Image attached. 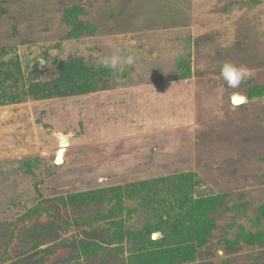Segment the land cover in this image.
Segmentation results:
<instances>
[{
    "label": "rangeland",
    "instance_id": "374dc122",
    "mask_svg": "<svg viewBox=\"0 0 264 264\" xmlns=\"http://www.w3.org/2000/svg\"><path fill=\"white\" fill-rule=\"evenodd\" d=\"M0 47V62L16 55L25 83L36 69L52 83L64 61L80 63L99 86L0 104L1 250L19 253L21 264H41V251L50 264H81L111 248L124 264H176L138 257L139 234L133 245L98 236L107 222L83 220L88 209L76 212L69 199L106 192L113 205L122 195L115 218L158 241L155 224L174 223L178 212L168 192L188 179L190 196L205 199L198 225L208 226L190 264H250L257 253L264 262V0H0ZM117 50L135 64L100 66ZM225 62L254 75L229 88ZM233 94L245 101L232 104ZM59 133L69 138L56 164ZM143 181L159 191L149 202L147 189L126 195ZM50 202L62 217L46 216Z\"/></svg>",
    "mask_w": 264,
    "mask_h": 264
},
{
    "label": "trees",
    "instance_id": "16d2710c",
    "mask_svg": "<svg viewBox=\"0 0 264 264\" xmlns=\"http://www.w3.org/2000/svg\"><path fill=\"white\" fill-rule=\"evenodd\" d=\"M81 24L83 25V23L79 22L80 26H82ZM4 51L5 49L0 47V53L3 54ZM3 65L5 67H3ZM0 66V104L19 102L23 101L28 97H31L33 99H45L55 96L80 94L88 92L90 90H95L99 87L98 80L95 77H92V75L88 77V72L85 68H82L80 63L72 64L64 61L61 62V69L59 70L60 77H58L55 81L51 80L52 83L50 84L47 82L43 83L42 81L38 80L37 77H39L41 74H43V72H45L42 69H36L29 72L31 78L29 82L25 83L23 71L19 61L16 58V55H12L6 61L0 62ZM186 178L190 179V177L187 175ZM186 182H188V179L181 180L179 184L174 185V187H172L171 190L168 192L170 209H176L178 211L176 213L177 215L175 222L172 223L171 221H167L168 219L164 221L160 220L153 227L159 229L163 234V237L158 240L159 242H162L161 249L157 251H149V248H151L149 246H153L155 243L157 244L158 241L150 239L148 235L145 236V234H148L146 229L133 230L130 225L124 226L122 219L118 220L117 218H115L117 214L120 215L125 209V207L122 205V195L116 194L117 201L113 203V205H110V203L111 200L115 199V196H111L106 192H103L105 194L102 195L98 191L87 193V195L81 194L82 197L80 198H78L77 196H73L69 200L74 206H77L76 208L79 210H83L84 208L88 209L87 214L84 215L87 217L82 218L83 220L89 219L91 221L94 219H103L107 222L105 223V226L103 228H100L98 230L95 229V231L97 232L98 236L103 234L104 237H107L108 242L112 241L114 237H116L115 239H118V237H120L119 239L121 240L123 237H126V239L129 238V240L131 241L132 234L136 233L137 236L138 234L140 235L135 241V252H137L138 257L144 258L146 256L147 258H149L150 255L151 258H153V261H159L164 259V261L167 260L168 262H174L176 264H190L191 260L188 259V255L190 253L195 252L196 246H203L206 244L205 235L208 226L201 228L199 227L198 222L196 220L198 219V213L206 207L204 201L205 199H203L202 197L198 199L193 196H190V192L188 193V186ZM150 185L153 190L149 189ZM131 186H133V188L131 189L132 193L128 192L126 195H131L132 197H135V195L138 194L139 191L147 189L149 190V192L147 194H144L143 196V200L147 202H149V195L156 196L159 192L156 190L157 187L153 183H150V181L138 182L135 184H131ZM119 190H121V188L119 187L113 189V191H115L116 193L119 192ZM50 203V209L46 212V216H48L49 218L62 217L61 214H58L63 211L59 212V207L53 204L52 202ZM76 208L73 210L76 211ZM185 208L187 209V211L184 213L183 209ZM39 210L40 209L34 210V214H36V212ZM82 210L76 212L80 213L82 212ZM42 212L43 211L40 210L37 215L39 216ZM180 215H183V217H180ZM107 224L108 226H106ZM142 231H144V239L141 236ZM54 233H56L55 230ZM84 233L85 236L86 234H88V232ZM91 234L94 235V230L91 232ZM6 242V246L12 244V242L10 241ZM80 243L83 246L89 244V242L82 240L80 241ZM111 251L116 252V249H108L105 252L104 256H82L85 259H80L84 262L81 264H94L98 257H100V264H104L105 262L106 264H116L119 261V264H124V259L120 255H118L117 252L116 255H114L108 262L107 259L109 258ZM41 252L43 253H40L41 257L38 259L39 263L50 264L47 261L48 257H50L47 255L49 251ZM250 259V264H264L258 253L254 254ZM21 261L22 259L19 253L18 255H9V252H7L6 250L0 251V264H21ZM96 263L97 262H95V264Z\"/></svg>",
    "mask_w": 264,
    "mask_h": 264
},
{
    "label": "clouds",
    "instance_id": "9594fccd",
    "mask_svg": "<svg viewBox=\"0 0 264 264\" xmlns=\"http://www.w3.org/2000/svg\"><path fill=\"white\" fill-rule=\"evenodd\" d=\"M135 64V56L128 54L121 56L119 50L111 56L103 57L100 60V66L112 70L123 71L124 66H133ZM254 72L246 65H237L232 62H225L221 67V76L226 81L229 88H238L242 82L252 78Z\"/></svg>",
    "mask_w": 264,
    "mask_h": 264
},
{
    "label": "water",
    "instance_id": "95a60500",
    "mask_svg": "<svg viewBox=\"0 0 264 264\" xmlns=\"http://www.w3.org/2000/svg\"><path fill=\"white\" fill-rule=\"evenodd\" d=\"M45 64H46V61H42L41 62V64H40V67L41 68H44V66H45ZM230 101H231V103L232 104H234V105H239V104H241V103H243L244 101H245V97L243 96V95H240V94H233V95H231V97H230ZM59 134H62L63 135V133H59ZM64 135H66V134H64ZM68 136V138H69V135H67ZM59 141V140H58ZM60 142V141H59ZM58 142V143H59ZM65 149H64V151H63V148L62 147H60L57 151H56V155H55V159H54V161H55V163L56 164H61L62 162H63V157L58 161V155H59V153L60 152H62V154L64 153L65 154V151H66V147H64ZM159 235V233H154L152 236L155 238V237H157Z\"/></svg>",
    "mask_w": 264,
    "mask_h": 264
},
{
    "label": "bare ground",
    "instance_id": "6f19581e",
    "mask_svg": "<svg viewBox=\"0 0 264 264\" xmlns=\"http://www.w3.org/2000/svg\"><path fill=\"white\" fill-rule=\"evenodd\" d=\"M58 140L60 141H58L59 142V147H58V149L60 148V147H62L63 148V151H64V147H66V144H68V136L67 135H62V134H59L58 135ZM57 149V150H58ZM62 157H64V153L62 154V152H60L59 153V155H58V161L62 158Z\"/></svg>",
    "mask_w": 264,
    "mask_h": 264
}]
</instances>
